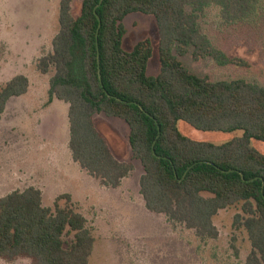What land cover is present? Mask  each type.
Listing matches in <instances>:
<instances>
[{"label":"trees","instance_id":"obj_1","mask_svg":"<svg viewBox=\"0 0 264 264\" xmlns=\"http://www.w3.org/2000/svg\"><path fill=\"white\" fill-rule=\"evenodd\" d=\"M75 1H81L76 17ZM213 6L228 23L253 22L264 13V0H60L52 53L39 59L37 69L54 70L48 99L68 105V147L81 170L106 188L120 186L132 166L113 157L93 117L124 121L132 157L143 169L139 191L145 208L193 230L204 242L218 236L217 213L241 204L234 225L244 228L251 245L245 264H264V155L251 145L264 143V88L241 79L211 82L190 73L173 54L183 56L192 48L196 60L231 63L200 32L198 18ZM133 13L157 22L156 77L147 75L149 39L131 52L122 48L123 20ZM28 88L22 75L0 87V115ZM178 122L202 133L242 136L220 146L196 142L178 131ZM94 243L69 195L59 196L53 208L43 206L34 187L0 198L1 260L88 264Z\"/></svg>","mask_w":264,"mask_h":264},{"label":"rangeland","instance_id":"obj_2","mask_svg":"<svg viewBox=\"0 0 264 264\" xmlns=\"http://www.w3.org/2000/svg\"><path fill=\"white\" fill-rule=\"evenodd\" d=\"M60 0H0V87L17 75L27 78L25 95L11 98L0 115V198L34 187L42 204L53 208L61 195H69L75 210L87 221L94 237L88 264H245L251 245L243 227L234 225L241 204L220 210L213 218L218 231L214 240L200 241L184 225H172L163 215L149 212L139 191L141 163L132 157L127 124L106 115H95L94 125L113 157L132 166L116 189L100 182L72 161L68 147V105L48 99L54 70L41 74L39 59L52 53L59 31ZM81 1L72 4L80 13ZM253 22L228 23L220 9L207 8L198 18L200 32L213 49L231 60L219 66L211 57L195 59L193 49L176 58L192 74L211 82L245 80L264 88V13ZM126 35L122 48L131 52L149 39L152 55L147 75L160 71V37L153 16L133 13L123 20ZM178 131L196 142L220 146L242 136L241 132L202 133L183 122ZM251 145L264 155V143ZM60 205L65 201L61 200ZM0 264H32L19 258Z\"/></svg>","mask_w":264,"mask_h":264},{"label":"crops","instance_id":"obj_3","mask_svg":"<svg viewBox=\"0 0 264 264\" xmlns=\"http://www.w3.org/2000/svg\"><path fill=\"white\" fill-rule=\"evenodd\" d=\"M55 100V99H54ZM53 102V100L51 101V103ZM5 111V110H4ZM4 113V112H3ZM68 143H69V141H68ZM73 161V160H72ZM36 189V188H35Z\"/></svg>","mask_w":264,"mask_h":264},{"label":"water","instance_id":"obj_4","mask_svg":"<svg viewBox=\"0 0 264 264\" xmlns=\"http://www.w3.org/2000/svg\"><path fill=\"white\" fill-rule=\"evenodd\" d=\"M99 24H100V21H99ZM99 28H100V25H99ZM98 61H99V56H98Z\"/></svg>","mask_w":264,"mask_h":264}]
</instances>
